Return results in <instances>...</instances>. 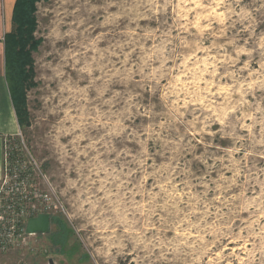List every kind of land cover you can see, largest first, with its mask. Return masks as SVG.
I'll return each instance as SVG.
<instances>
[{
	"label": "rangeland",
	"instance_id": "obj_1",
	"mask_svg": "<svg viewBox=\"0 0 264 264\" xmlns=\"http://www.w3.org/2000/svg\"><path fill=\"white\" fill-rule=\"evenodd\" d=\"M35 9L6 142L50 226L0 264H264V0Z\"/></svg>",
	"mask_w": 264,
	"mask_h": 264
},
{
	"label": "built area",
	"instance_id": "obj_2",
	"mask_svg": "<svg viewBox=\"0 0 264 264\" xmlns=\"http://www.w3.org/2000/svg\"><path fill=\"white\" fill-rule=\"evenodd\" d=\"M10 140L13 141V137ZM9 143L4 140V168L0 181V254L26 247L29 245V239L36 235L26 231L28 219L39 214L36 211L38 206L31 205L33 198L29 184L34 183L33 179H36L33 191L48 200L46 194L42 196L37 190L39 168L32 174L29 165L22 163L18 152ZM51 209L50 205L43 206L45 211Z\"/></svg>",
	"mask_w": 264,
	"mask_h": 264
},
{
	"label": "trees",
	"instance_id": "obj_3",
	"mask_svg": "<svg viewBox=\"0 0 264 264\" xmlns=\"http://www.w3.org/2000/svg\"><path fill=\"white\" fill-rule=\"evenodd\" d=\"M41 0H16L13 9V27L5 36L6 79L9 86L15 114L20 128L29 126L25 86L31 79V68L26 72L25 66L31 65L27 48L32 40L35 25L32 13L36 10L35 3ZM38 40L31 41L30 48L36 49ZM9 75L7 69H9Z\"/></svg>",
	"mask_w": 264,
	"mask_h": 264
},
{
	"label": "crops",
	"instance_id": "obj_4",
	"mask_svg": "<svg viewBox=\"0 0 264 264\" xmlns=\"http://www.w3.org/2000/svg\"><path fill=\"white\" fill-rule=\"evenodd\" d=\"M16 0H0V181L4 168V140L20 134L9 86L6 79L5 36L13 27V9Z\"/></svg>",
	"mask_w": 264,
	"mask_h": 264
},
{
	"label": "water",
	"instance_id": "obj_5",
	"mask_svg": "<svg viewBox=\"0 0 264 264\" xmlns=\"http://www.w3.org/2000/svg\"><path fill=\"white\" fill-rule=\"evenodd\" d=\"M50 215L39 214L36 217L29 218L26 224V231L30 234H45L49 231ZM50 264H53L50 260Z\"/></svg>",
	"mask_w": 264,
	"mask_h": 264
}]
</instances>
